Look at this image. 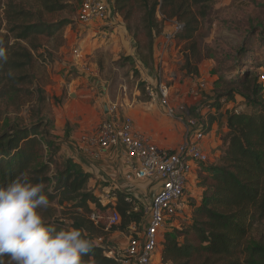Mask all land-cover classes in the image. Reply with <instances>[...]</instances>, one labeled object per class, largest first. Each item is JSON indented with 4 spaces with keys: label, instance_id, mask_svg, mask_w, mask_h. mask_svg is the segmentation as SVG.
<instances>
[{
    "label": "trees",
    "instance_id": "obj_1",
    "mask_svg": "<svg viewBox=\"0 0 264 264\" xmlns=\"http://www.w3.org/2000/svg\"><path fill=\"white\" fill-rule=\"evenodd\" d=\"M113 1L115 13L123 17L129 30L135 12L142 13L146 48L153 58L154 40L160 33L159 16L183 22L184 30L177 38L194 42L201 19L208 16L216 0ZM40 2L49 12L64 7L51 0ZM8 15L13 20L8 22V32L0 35V49L7 57L0 61V100L17 103L21 92L26 91L23 86L35 83L30 71L35 61L33 51L40 46L34 41L40 35L55 36L68 23L47 24L37 12L33 17L34 13L16 3L10 6ZM35 18L34 23L27 22ZM2 29L0 18V33ZM9 38H13L12 44ZM247 39L250 41L230 59L229 67L216 71L220 76L215 84H227L220 97L231 100L240 94L249 105L259 106V110L252 113L227 111L221 115L226 117L228 129L222 139L224 150L218 163L207 169L210 176L206 177L202 199L195 206L190 226L192 236L189 230L179 228L165 234L162 243L165 264H264V234L254 236L252 233L256 225L264 221V80H260V74L255 72L264 67V38L251 34ZM260 51L261 57L258 56ZM138 57L143 64L148 62V56H143L142 52H138ZM201 60L194 42L185 53L184 70L199 76ZM229 74L231 76L225 78ZM45 100L44 91L40 90V103ZM218 119L216 114L210 115L208 132ZM53 124L51 119L41 118L28 126L8 125L0 135V185H6L19 171L27 169L34 182L45 184L50 201L49 207L42 210L46 223L57 228H78L90 238L95 246L85 257L87 264H120L114 256L107 254L108 246L96 242L100 229L91 221L89 213L102 204L97 194L87 187L92 175L79 170L68 160L57 173L52 189H48L52 179L48 174L50 162L44 159L43 151L44 146L47 151L53 147V141L49 139ZM112 193L116 197L114 207L122 217L116 227L126 230L130 223L140 220L136 212L141 207L140 201L129 192L114 190ZM58 207L63 208L59 216L56 214ZM66 220L70 221L69 225Z\"/></svg>",
    "mask_w": 264,
    "mask_h": 264
},
{
    "label": "rangeland",
    "instance_id": "obj_2",
    "mask_svg": "<svg viewBox=\"0 0 264 264\" xmlns=\"http://www.w3.org/2000/svg\"><path fill=\"white\" fill-rule=\"evenodd\" d=\"M51 1L58 2L64 7L49 12L40 0H0V18L3 22L1 36L8 32L6 29L8 22L13 20L8 15V11L14 3L34 13L33 17H36L37 12L42 21L47 24H58L59 21L68 23L55 36L40 35L34 41L40 46L39 49L33 51L35 61L30 71L34 75L35 83L23 86L26 91L21 92L20 102L0 100V135L11 123L28 126L37 123L41 118L53 121L52 133L49 136V139L53 141V147L51 151H47L44 146L43 151L44 159L50 162L48 174L52 179L48 189H52L57 173L63 168V164L68 160L73 164L67 156L69 136L80 126L78 120L83 117L81 113L75 122L69 120L59 122L56 119L60 112V104L65 96L68 97L69 90L65 89L62 95H57L52 86L55 82L52 78L53 73H62L68 80L69 75L75 78L86 76L87 73L92 75L93 86L97 88V95L101 97L100 99L106 97L108 103L117 102L122 119L126 114L131 117L134 113L142 115L143 124H147L148 128H151L161 138L158 145L165 149H176L187 139L189 130L187 122L190 115L203 124L209 122L210 115L213 113L219 118L215 124L214 134L208 136L207 140L202 143V146L212 144V149L210 151L206 149L209 153L208 162L195 165V178L191 183V189L195 192L190 193L189 186L190 203L186 212L184 216L166 223L161 234V245L153 264H165L162 257V243L165 234H170L174 228L192 232L190 226L195 206L203 194V187H200L206 182V177L210 176L207 169L218 163L224 150L222 139L226 132V117H221V115L226 114L227 111L238 110L252 113L259 110V106L249 105L240 94H236L231 100L220 97L221 92L227 88V84L224 82L215 84V81L220 76L216 71L227 69L230 59L250 41L247 39L248 35L264 38V0H216L208 16L201 19L194 42L197 43L202 56L199 69L206 78L208 89L198 95L191 92L193 84L198 81L196 76L184 70L185 53L189 52L190 45L194 42H184L175 38L166 45L164 43L163 37L172 29L174 19L158 17L160 33L154 40L156 48L154 47L153 58H151L149 49L146 48L148 43L145 32H143L140 11L135 12L130 21L131 30H129L127 22L120 15V18L116 17L117 21L100 26L97 21L82 23L78 18L82 0ZM35 21L36 18L27 22L34 23ZM9 40L10 44L14 42L13 38ZM23 43L28 46L26 42ZM76 50L79 51L80 56L76 55ZM262 51L258 53L259 57L262 56ZM138 52H142L143 56H148L147 63L141 62ZM56 62H59L58 66L65 62L66 70L58 71L55 66ZM255 70L257 74H260V80H264L261 78L264 75V67ZM230 76L229 74L225 78ZM161 81L171 87L170 106L174 108L173 116L167 113V108L160 101L157 91ZM149 86L155 95L149 93ZM40 90L44 91L46 98L43 104L40 103ZM102 104L103 100L99 105L100 116L104 114ZM220 105L221 109L218 110ZM191 131L193 132L194 128H191ZM90 183L91 186H89ZM93 185V182L89 181L88 189L97 190L98 183L94 185L95 187ZM99 194L103 195L101 189ZM62 209L58 207L57 216L61 215ZM136 212L140 215V220L135 222V228L142 230L147 214L140 206ZM66 224L69 225L70 221L66 220ZM115 229L121 230L118 227ZM125 231L128 235L132 234L131 229L127 228ZM107 233L102 229L99 231V235L104 237L101 244L105 247L111 244L110 235ZM252 233L254 236L264 234V221L258 223ZM4 261L8 264L9 258L5 257Z\"/></svg>",
    "mask_w": 264,
    "mask_h": 264
},
{
    "label": "built area",
    "instance_id": "obj_3",
    "mask_svg": "<svg viewBox=\"0 0 264 264\" xmlns=\"http://www.w3.org/2000/svg\"><path fill=\"white\" fill-rule=\"evenodd\" d=\"M82 1L78 13L82 23L105 19L109 4H114L113 0ZM184 27L183 22L175 20L172 29L163 37L165 45L177 38ZM75 53L80 56L78 50ZM261 78L264 79V75ZM158 85L160 101L167 108V113L173 116L174 108L170 106L171 87L162 81ZM193 85L191 92L196 95L208 89L204 79L198 80ZM148 91L151 95H155L150 86ZM236 112L239 111L236 110ZM179 120L182 119L179 117ZM208 126V123L203 124L190 115L187 122V128H189L187 139L173 150L161 148L147 137L138 135L130 116H124L120 121L103 118L98 126L97 136L82 137L83 142L88 145L86 151L92 157H98V149L108 146H121L127 151L128 169L124 176L125 183L147 179H157L161 182L160 189L155 192L145 210L147 220L143 229L137 230L135 222L130 223L127 228L131 229L132 234L127 235L128 241L123 252L117 255L110 250L107 252L120 264H153L161 245V234L165 224L184 216L189 205L188 184L193 178L195 165L209 161V153L202 146L211 134L207 131ZM191 128H194L193 132ZM93 146H97L98 149H92ZM102 194L97 195L102 206L93 208L89 217L95 226L103 231H109L120 225L122 217L114 207L116 197L112 191L105 190ZM108 203L111 205H106ZM99 241L102 242L103 238Z\"/></svg>",
    "mask_w": 264,
    "mask_h": 264
},
{
    "label": "crops",
    "instance_id": "obj_4",
    "mask_svg": "<svg viewBox=\"0 0 264 264\" xmlns=\"http://www.w3.org/2000/svg\"><path fill=\"white\" fill-rule=\"evenodd\" d=\"M116 17L120 18V16L115 13L114 4L110 3L107 17L105 19H100L97 22L99 23V26L104 23H113L116 20ZM58 64L59 62L55 63L56 69H58V71L62 72L66 70V67H64L65 62H62L59 66ZM69 76L70 78L68 80L64 78L62 73L52 74V78L55 81L52 86L55 88L58 96L62 95L65 89L69 90V98L66 96L64 97L62 104H60V112L57 115L56 119H58L59 122L60 120H69L75 122V120H78L77 116H79L81 113L83 114L81 120H78V123L80 122V126L69 136L67 154L68 158L72 160V162L79 170L90 173L92 175L90 181L93 182L95 186L96 183H98V189H95L94 191L95 194L99 195L100 189L102 193H104L105 190H118L124 193L129 192L132 193L140 201L141 207L146 210L148 204L151 201V198L153 197L155 192L160 189L161 182L157 179H147L134 180L132 182L125 183L124 176L128 169L126 157L127 151L121 146H108L104 147V149H98L97 146H93L92 149H98L99 156L92 157L86 151L88 145L82 140V137L84 135L89 136L90 138H94L95 136H97V133L99 131L98 126L103 118H109L118 121L122 120L120 111L117 108V102L108 103L106 97L100 99L101 97L97 95V88L93 86V80L91 77L92 75H90L89 73H87L86 76H81L78 78H75L72 75ZM196 79L206 80V78L203 76L202 71H200L199 76H196ZM101 100H103V116L99 115V105L101 104ZM125 116L130 115L126 114ZM131 118L133 121L135 132L138 135H141L145 138L147 137L157 145L159 144V142H161V138H159L151 128H148L147 124H143L142 115L134 113L133 117ZM215 124L216 122L211 126L212 131L210 135L214 134V129L216 128ZM225 131V133L228 132L227 127H225ZM211 147L212 144L211 146H208V144H205V146H203V148L209 151L212 149ZM195 173L196 172H194L193 178L190 179V182L188 184V189L190 186V193L195 192V190L191 189V183L195 178ZM89 186H91V183L89 184ZM200 188H202V186ZM201 199L202 196L199 197V200L197 202L200 203ZM107 232V235H110L111 242V244L109 245V250L116 255L123 252L128 241L127 232L125 230H119L115 228L110 229ZM96 237V242L99 244L101 243L99 239H104L102 235Z\"/></svg>",
    "mask_w": 264,
    "mask_h": 264
},
{
    "label": "clouds",
    "instance_id": "obj_5",
    "mask_svg": "<svg viewBox=\"0 0 264 264\" xmlns=\"http://www.w3.org/2000/svg\"><path fill=\"white\" fill-rule=\"evenodd\" d=\"M6 59L0 49V61ZM49 205L45 184L27 169L0 185V264L5 257L8 264H87L94 242L78 228L46 223L42 210Z\"/></svg>",
    "mask_w": 264,
    "mask_h": 264
}]
</instances>
